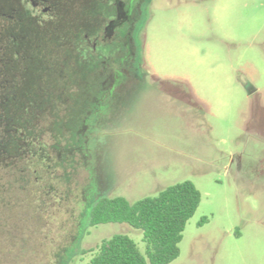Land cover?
<instances>
[{
    "label": "rangeland",
    "instance_id": "374dc122",
    "mask_svg": "<svg viewBox=\"0 0 264 264\" xmlns=\"http://www.w3.org/2000/svg\"><path fill=\"white\" fill-rule=\"evenodd\" d=\"M139 41L148 89L103 131L107 196L190 181L201 200L169 264H264V0H149ZM67 127L41 125L50 157L31 182L0 172V264H88L116 234L144 255L140 230L79 223L88 173L59 157Z\"/></svg>",
    "mask_w": 264,
    "mask_h": 264
},
{
    "label": "flooded vegetation",
    "instance_id": "af4514ba",
    "mask_svg": "<svg viewBox=\"0 0 264 264\" xmlns=\"http://www.w3.org/2000/svg\"><path fill=\"white\" fill-rule=\"evenodd\" d=\"M148 4L0 0V172L15 173L21 184L25 170L33 168L35 176L39 160L49 161V147L38 138L24 151V123L68 125L59 137L65 144L59 157L75 170L77 156L88 173L82 225L94 204L110 198L103 131L116 124L120 103L147 93L139 33ZM8 126L17 128L15 138L8 139Z\"/></svg>",
    "mask_w": 264,
    "mask_h": 264
},
{
    "label": "trees",
    "instance_id": "16d2710c",
    "mask_svg": "<svg viewBox=\"0 0 264 264\" xmlns=\"http://www.w3.org/2000/svg\"><path fill=\"white\" fill-rule=\"evenodd\" d=\"M15 129L17 128L7 127L8 139L16 137ZM21 129L23 140L26 141L24 146L26 151L27 145L30 146L32 140L40 139L42 129L26 123ZM25 162H28V159ZM24 174L21 178L22 183H29L30 180L24 177ZM37 184L32 182V186ZM1 189L0 192L3 194ZM34 189L36 190V187ZM2 194H0V202L3 201ZM37 194L36 191L33 194L35 201L41 197L40 192V197ZM200 200L199 191L190 181L168 186L155 197H145L133 203L120 196L99 200L89 214L90 227L106 223H125L141 231L145 252L143 255L136 243L128 236L116 234L103 240L95 250L90 251L94 254L88 264H169L173 262L179 256V243L182 240L185 225L195 213Z\"/></svg>",
    "mask_w": 264,
    "mask_h": 264
}]
</instances>
